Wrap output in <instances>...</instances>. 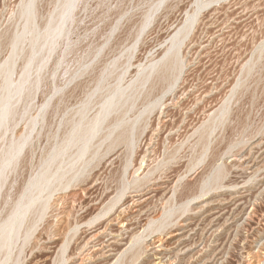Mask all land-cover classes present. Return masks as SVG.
<instances>
[{
	"label": "rangeland",
	"instance_id": "rangeland-1",
	"mask_svg": "<svg viewBox=\"0 0 264 264\" xmlns=\"http://www.w3.org/2000/svg\"><path fill=\"white\" fill-rule=\"evenodd\" d=\"M122 86L126 170L103 128L46 186L53 102L62 121ZM0 163V222L37 197L0 264H263L264 0H0Z\"/></svg>",
	"mask_w": 264,
	"mask_h": 264
},
{
	"label": "bare ground",
	"instance_id": "bare-ground-1",
	"mask_svg": "<svg viewBox=\"0 0 264 264\" xmlns=\"http://www.w3.org/2000/svg\"><path fill=\"white\" fill-rule=\"evenodd\" d=\"M186 26H189L188 23L186 24ZM185 32H186V28H185ZM181 44H182L181 38H178L177 40H175V42H173V44L171 46V53L174 56L170 60L169 66L176 64V62H177L176 54H177L178 49L180 48ZM148 73H149V71L147 73H145L146 77L149 75ZM72 75H75V74H72ZM79 75H81V74H79ZM177 77H178V72H175L173 75L170 76V82H169L170 84L168 85V88L173 87V84H175ZM137 79L134 80L133 83L135 81H137ZM164 79H167V76L162 75L161 80L163 81ZM127 88H128V86L127 87L122 86V87H120V90L108 93L107 96L105 95L106 98L104 96V98H105L104 102L101 101L102 98L94 101L92 96L90 95V93L85 92L86 98L79 102L80 105H79V108L77 110L74 109L70 113L69 111H67V105L64 106L65 115L64 114L63 115L65 117H64V120H62V121L60 120V117H62V115H60L61 110H60L59 105H58V103H60V102H58V99L53 102L54 103L53 104V117H55V118L57 117V119L55 121L57 124V129H56L55 134H54L55 142H54V148H53V157L51 160L53 163H55V168H54L55 171H54V173H52L51 176H47L45 174L46 177L45 176L43 177L44 182L46 183V186H48V184L53 182V181L61 180L63 178H65V182H66L65 185H68L67 182L73 180V178L75 177V174L79 171V169H75L76 164L80 163V165H81V163H82V165H84V163H86L84 161V157L86 154L88 155V153H90L89 151H92L93 148L95 149V147L93 146L94 145L93 141H94L95 137L97 138L98 132L103 128H106L105 129L106 131L101 130L102 133L105 132L102 134L103 136H101V137H102L103 141H106V140L109 141L108 144H105L106 145V152L112 151L121 142H123L125 144V147H126V150L128 153L127 160H126V163L124 165V170H126L128 164H129V157L131 156V153H132L133 141H134V136H133L134 121L132 122V121L128 120V122H130V123H127L124 121V116L126 115L127 111L123 108V106L125 104L129 105L128 100L130 99L129 94L127 93V90H126ZM62 103H63V101H62ZM93 104H98L96 112L93 113L91 116H88L87 112L90 111L91 108H93L92 107ZM151 109H152V107L149 105H147L144 108L143 113L146 116V117L144 116L145 118H147ZM139 115H140V117L142 116V114H139ZM136 117H137L136 119H138V116H136ZM144 117H142L141 119L144 120L145 119ZM131 120H133V119H131ZM61 124H63L62 125L63 126L62 127V133H61V135H58L57 130L59 129ZM142 128H144V127H142ZM56 133H57V135H56ZM97 142L101 144V142L98 141V138H97ZM97 142H96V144H97ZM92 146H93V148H91ZM98 146H99V144H98ZM90 148H91V150H90ZM104 150H105V148H104ZM94 153H97V150H96V152L93 151L90 154H93V156H94ZM1 162H5V159H4V161H1ZM61 165L64 166V168L61 171H59V169L62 168ZM85 166H86V164H85ZM216 177H221V173H217ZM36 183L34 184L35 186H33V189L35 188V191H37L36 188H39L38 183L37 184ZM33 189L31 186V190H33ZM40 191H41V189H40ZM33 194L35 195V193H33ZM34 195L30 194L25 202H20V198L22 197V195H20L18 197V200L13 204L14 207L11 209V212L7 214L6 219L5 220L2 219V221L0 222V251H2V249L6 250L10 246L11 238L14 235V233L16 232V230L18 229V227L21 225L23 218L25 216V213H27V211H30L33 204H35L34 202H35L37 197ZM116 200H119V197H117V199L115 198L114 202L112 200V203L115 204ZM138 200H139V197L135 196V198L130 199V204H132V205L137 204L138 205V203H137ZM109 208H111V207H109ZM242 208H244V207H242ZM128 209H129V207H128ZM123 215H124V213H123ZM211 236H212V234H211ZM86 243H89V242L87 241ZM208 243H210V242H208ZM204 248H205V246H204ZM254 253H252V254H254ZM220 256H222V255H220ZM209 258H211V257H209ZM156 263L159 264L158 262H156ZM263 264H264V261H263Z\"/></svg>",
	"mask_w": 264,
	"mask_h": 264
}]
</instances>
